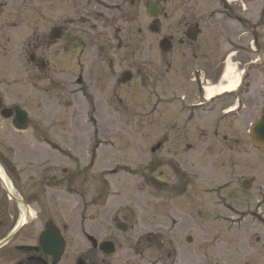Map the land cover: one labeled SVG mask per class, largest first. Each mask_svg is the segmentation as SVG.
I'll list each match as a JSON object with an SVG mask.
<instances>
[{"label": "rangeland", "instance_id": "obj_1", "mask_svg": "<svg viewBox=\"0 0 264 264\" xmlns=\"http://www.w3.org/2000/svg\"><path fill=\"white\" fill-rule=\"evenodd\" d=\"M150 1L92 0L97 15L100 6H105V21L91 36L80 35L74 48L47 50L49 67L39 70L29 64L24 40L53 27L56 0H6L3 11L14 13L16 23L11 53L17 67L32 72V82L22 84L21 80L19 86L22 97L24 88L30 93L28 128L18 132L8 121L0 123L1 161L11 170L19 193L33 199L36 196L29 188L34 172L40 175L46 171V176L60 178L62 168L73 171L68 184L60 182L54 188L70 187L64 199H53L47 190L39 193L37 203L43 206L31 207L36 212L46 210L48 218L69 227L76 224L81 237L98 231L101 236L163 231L165 228L157 225L159 220L173 230L167 232L170 236L205 237L206 251L220 256L223 264H264V153L252 146L249 136L250 125L264 115V0H165L160 5L166 16L160 14L157 33L149 29L151 19L145 12ZM40 12L47 17L46 27L44 20L37 19ZM220 12L223 15L212 18ZM192 23L200 28L196 53L207 56L208 83L203 85L217 82L213 67L222 58L224 70L240 74V82L230 93H236L231 101L225 102L223 96L212 99V106L234 110L223 114L214 109L204 120H194L188 131L193 146L189 153L180 151L185 132L178 129L179 152L173 154L174 132L169 129L173 110L167 101V82L173 73L166 72L173 59L157 45ZM105 36L109 43L104 49ZM253 60L250 76L243 74L246 66L239 62ZM188 62L184 80L195 68L194 61ZM175 63L184 66L179 59ZM127 70L133 76L122 86L116 81ZM140 70L150 77L139 75ZM156 70L165 76L161 82ZM79 77L82 81L77 84ZM155 97H160L161 103ZM157 143L160 149L152 150ZM172 157L187 160L175 169L169 161ZM30 160H42L43 164L31 166ZM177 170L188 172L191 178L193 172L203 174L202 178L184 180L192 184L186 186L185 192L190 194L186 199L172 197L174 189L165 184L152 187L149 178L151 173H161L159 178L169 181L180 173ZM244 181L250 183L248 189L242 187ZM204 186L207 191L200 195ZM198 196L200 200L195 199ZM191 200L197 212V205H202L201 216L182 205ZM114 221H126L133 228L122 233Z\"/></svg>", "mask_w": 264, "mask_h": 264}, {"label": "flooded vegetation", "instance_id": "obj_2", "mask_svg": "<svg viewBox=\"0 0 264 264\" xmlns=\"http://www.w3.org/2000/svg\"><path fill=\"white\" fill-rule=\"evenodd\" d=\"M139 1L141 0H131V3L139 4ZM153 1H155V4L161 2V0ZM26 2L31 3L32 0H26ZM6 3V0H0V56H2L0 58V123L8 121V125L16 131L13 126V121L17 119L16 109L26 111L29 119L27 105L30 99V93L24 88L25 93L22 97V91L19 86L23 83L31 84L32 72H30L29 68L23 70L21 67H17L18 62L16 63L13 59L11 51L15 46L14 28L16 23L14 22V13H5L3 11ZM56 3L57 13L55 19H53L55 20L53 27L50 30L41 31L40 36L34 35V38L29 37L26 41L24 40L28 49L26 52L28 62L34 69H48L47 50L52 49L54 46L59 47L61 50L74 48L78 42L80 43L81 36L85 38L91 36V34H94L97 26H100L102 21H105V13H103L106 9L105 6H100L101 8L98 10L101 12L100 15H97L96 6L92 0H56ZM218 14L223 15L221 12L214 13L212 18L214 19ZM27 15L29 18H32L30 13ZM162 16L165 17L166 14L162 13ZM29 18L26 19L27 23L31 21ZM37 19H42L44 20L43 22H46L47 17L45 13L40 12ZM150 19V26L152 24L158 32L161 26L160 17L157 16ZM47 25H49L48 22H46L45 27ZM102 25L103 27H107L106 24ZM190 29H192L190 34H195L196 38L200 35L198 24L192 23L183 32L178 30L175 36L170 35L164 37L170 47V50L167 52L169 58L173 59L172 63L169 62L166 71L167 73H170V71L173 73L167 82V101L173 110V115L171 114V120H169V129L174 132L173 154L179 152L175 134L178 129H182L185 132V135L182 136L184 143L181 145L180 151L189 153L193 148L188 134L192 122L194 120H204L214 109H221V105L218 108L212 106L214 101L212 99L210 101L205 95V88L207 86L203 84L208 83L206 79L208 72L207 56L206 53L197 55V48L195 47L200 45L195 43L196 38L195 40L187 38V33ZM178 34L179 36L177 37ZM103 41L106 43L102 44L105 49L109 43L108 38L105 36ZM19 43H23V40ZM134 55L135 53L132 54V57ZM197 58L200 59L199 65H197ZM176 59L181 60L184 66L177 67L175 63ZM188 60V65L190 61L195 62V68L189 70V76H186L184 80ZM254 62L253 60L248 61V64L247 62H239V64L243 65L244 68L246 66L244 72L249 75L250 71L254 70ZM224 63V58H222L219 64L213 67L216 83L221 81ZM108 66L111 68V61H109ZM143 73L146 78L150 77V74L144 71L141 72V70L138 74L142 75ZM155 74H159V71L156 70ZM164 77L163 74L156 75L158 81L160 80L159 82ZM81 81V77L76 79L77 84H80ZM17 86L19 92H17ZM235 95L236 93L223 94L217 95V97L223 96L220 98H224V101L228 102ZM155 99L158 103H161L160 97H155ZM220 112L224 114L225 110L221 109ZM179 121L181 124H176ZM195 130L197 132L199 130L197 125L195 126ZM215 136H217L216 133ZM156 146L157 149H160L161 144L157 143ZM1 147L2 143L0 141V264H223L220 256L209 254L206 251L207 240L205 237L184 235L179 238L170 236L167 232H172L173 230L159 220H157V225L164 227L165 230L163 231H146L130 236H115L109 234L101 236V233L98 231L82 237L79 236V229L76 224L69 227L61 221L48 218L49 213L46 210L36 212L31 207L32 204H35L38 208L43 206L41 203H37L39 201V193L42 195L47 190L51 193L53 199L57 197L58 199H64L66 194L70 193V187L66 186L65 188L62 187V189L57 190L54 188L55 186H59L60 182H66L68 184L75 173L62 168V175L59 178L56 176H46V171L41 172L40 175L34 172L36 175L31 176L30 182L32 183V187L29 188L32 190L33 195L36 196L33 199L28 195L20 194L16 189L13 182L15 179L11 174V170L1 161L3 155ZM186 160L187 157L182 160L175 159V157L169 159L175 169H180L181 162L184 163ZM41 161L38 160L37 162L43 164ZM28 162H30L29 164L31 166L33 163H37L31 160ZM177 171L180 173L172 177L169 181L161 180L159 178L161 173H151L149 178L152 181V187H162L165 184L174 189V192L170 194L172 197H184L186 199V195H190L189 192H185L187 191L186 186L192 184L184 180L202 178L201 175L203 174L201 172H193L191 173L193 178H191L187 176L188 172ZM45 186L47 189L44 188ZM206 191V186L202 187L200 189V195H204ZM195 199L200 200L201 198L198 196ZM189 203L182 205L193 208L197 215L201 216L199 212L202 211V205H197L200 208L198 209L199 212H197L195 203H193L195 206H193L192 200ZM173 208H175V204H173ZM121 222H115L116 230L122 233H126L129 229L132 230L133 226L129 225L126 221L122 222L126 226L125 230L118 229L117 223ZM184 223L189 227L187 220H184ZM193 227H195V224ZM196 227L198 228L197 224ZM135 231L138 232V228ZM80 239H84V241L81 243Z\"/></svg>", "mask_w": 264, "mask_h": 264}, {"label": "water", "instance_id": "obj_3", "mask_svg": "<svg viewBox=\"0 0 264 264\" xmlns=\"http://www.w3.org/2000/svg\"><path fill=\"white\" fill-rule=\"evenodd\" d=\"M159 12V8L151 3L147 8V14L150 16H154ZM193 38V36H191ZM130 78L129 73H125L123 75V78L121 82H125ZM18 123L15 124V127L18 129H24L27 125L25 118V114L19 113ZM249 135L251 138L252 146L262 153H264V116L257 118L254 120V122L250 125L249 129ZM245 188H247L246 185H244ZM120 229L125 230V227L122 225L118 226Z\"/></svg>", "mask_w": 264, "mask_h": 264}, {"label": "bare ground", "instance_id": "obj_4", "mask_svg": "<svg viewBox=\"0 0 264 264\" xmlns=\"http://www.w3.org/2000/svg\"><path fill=\"white\" fill-rule=\"evenodd\" d=\"M221 81L214 86H207L205 88V95L207 99L211 98L215 94L226 93L234 91L240 81V74H231V69H227L223 72Z\"/></svg>", "mask_w": 264, "mask_h": 264}]
</instances>
